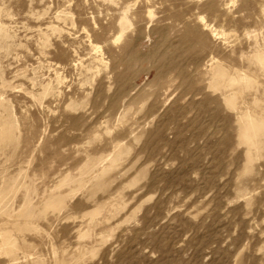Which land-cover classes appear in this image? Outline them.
Segmentation results:
<instances>
[{
    "label": "rangeland",
    "instance_id": "rangeland-1",
    "mask_svg": "<svg viewBox=\"0 0 264 264\" xmlns=\"http://www.w3.org/2000/svg\"><path fill=\"white\" fill-rule=\"evenodd\" d=\"M0 264H264V0H0Z\"/></svg>",
    "mask_w": 264,
    "mask_h": 264
},
{
    "label": "bare ground",
    "instance_id": "bare-ground-1",
    "mask_svg": "<svg viewBox=\"0 0 264 264\" xmlns=\"http://www.w3.org/2000/svg\"><path fill=\"white\" fill-rule=\"evenodd\" d=\"M121 24H122L121 26L123 27V26H125V25L127 24V22H126V21H124V22H123V23H121ZM123 29H124V28H123Z\"/></svg>",
    "mask_w": 264,
    "mask_h": 264
}]
</instances>
